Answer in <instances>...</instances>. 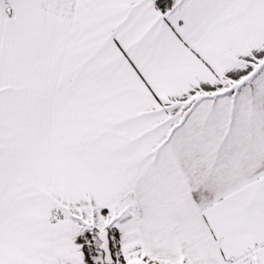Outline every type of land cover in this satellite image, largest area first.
Here are the masks:
<instances>
[{
    "label": "snow or ice",
    "instance_id": "6c2138e0",
    "mask_svg": "<svg viewBox=\"0 0 264 264\" xmlns=\"http://www.w3.org/2000/svg\"><path fill=\"white\" fill-rule=\"evenodd\" d=\"M0 264H264V0H0Z\"/></svg>",
    "mask_w": 264,
    "mask_h": 264
}]
</instances>
